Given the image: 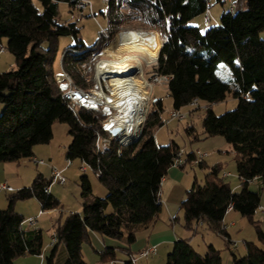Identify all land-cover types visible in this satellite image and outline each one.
Instances as JSON below:
<instances>
[{
    "label": "trees",
    "instance_id": "trees-1",
    "mask_svg": "<svg viewBox=\"0 0 264 264\" xmlns=\"http://www.w3.org/2000/svg\"><path fill=\"white\" fill-rule=\"evenodd\" d=\"M62 1L75 9L78 0H41L42 10L33 0H0V45L7 39V48L17 63L15 69L0 72V102L5 104L0 115V162L32 157L37 144L51 141L53 124L59 120L69 125L73 137L67 158H79L89 165L107 188L105 197L96 196L89 176H81L83 209L57 222L47 264H57L61 243L67 249L64 264H89L83 246L91 243L90 231L119 239L127 234L134 242L137 228L154 222L162 210V181L182 148L174 141L156 143L155 131L166 123L162 99L152 100L138 140L119 145L112 139L110 146L98 150L97 135L107 136L101 128V114L72 109L54 77L59 39L72 34L77 42L63 51L60 68L79 86L93 87L95 75L89 65L114 41L130 17L148 27L142 30L166 38L158 62L147 72L149 76L171 75L169 92L176 109L194 99L207 102L204 133L222 135L236 153L237 173L242 180L238 191L222 176V164L209 167L204 161L199 163L210 172L204 184L195 180L181 204L186 227L196 229L199 221H207L228 236L223 224L232 205L255 226L259 242L246 241L247 253L243 256L232 251V264H264V229L255 219L261 192L250 186L255 178L264 183V0H236L235 11L225 10L220 22L206 25L205 31L192 20L205 15L211 0H108L110 37L93 46L79 37L76 22H59L58 5ZM215 1L224 5L227 0ZM229 95L238 101L237 106L216 114L211 105ZM188 131L193 140L199 139L193 126H188ZM194 158L195 151L186 150V162L181 166ZM50 183L51 178L38 174L31 186L11 193L8 206L0 208V264H14L27 254L42 255V229H27L26 218L15 206L20 199L37 197L43 210L58 207L59 200L44 191ZM116 248L100 251L102 260L118 264ZM120 264H135L133 254ZM166 264H223V259L214 245H209L203 255L188 239L180 238Z\"/></svg>",
    "mask_w": 264,
    "mask_h": 264
},
{
    "label": "rangeland",
    "instance_id": "rangeland-1",
    "mask_svg": "<svg viewBox=\"0 0 264 264\" xmlns=\"http://www.w3.org/2000/svg\"><path fill=\"white\" fill-rule=\"evenodd\" d=\"M33 1L38 6V8L42 10L43 6L41 0ZM90 1L92 4V10L87 9L85 11L72 9L68 2H60L58 5V20L61 23L76 22L77 26L80 28L79 37L83 39L86 45L93 46L99 41L101 27L107 28L106 14L108 3L105 0ZM229 7V0H227L224 5L216 2L215 0H211L210 11L212 17L214 18L212 25L220 22L221 15L225 10H228ZM127 11L129 12V10ZM127 20V23L124 24L120 31L125 28H135L140 30H135L134 32L132 31L129 34H120L124 38H131L132 36L136 35V33L144 31L142 28H148L136 18L130 17V19ZM192 24L200 27L202 31H205V29L208 27L204 22L203 14L194 18L192 20ZM119 32L117 33L114 41L110 42L113 44L111 47H115L111 51L113 54H116L117 56H122L125 54H138L140 57L143 56L146 58V55L144 56L146 53L142 52L141 50L128 49L127 47H118ZM76 42L77 40L72 34L60 37L58 42V55L55 63L56 73L61 70L60 64L63 51L68 46L76 44ZM3 46L5 50L2 52V46L0 45V72L10 71L17 67L15 55L7 48V39L3 40ZM160 50L158 51V56ZM144 70H149V68L144 66ZM153 99H162L164 105L162 117L166 121L163 126L158 127L155 131L156 143L158 145H166L174 141L189 152L197 150L208 152L209 155L205 159L209 164H211L209 167L214 165L215 161L219 160L223 166L222 176L223 173L230 172V176L225 178V181L229 182L231 186L239 185L240 179L237 173L236 153L232 145L229 144L222 135L206 136L204 133L203 119L209 104L203 100L198 101L200 106H191L189 104L183 107L181 110L182 113H186L187 115L183 118H179L171 116V113L176 110V108L174 107V100L170 95L168 84H156L152 91V99L150 103H148L149 107ZM237 104L238 101L233 98V96L229 95L225 100L214 103L211 105V107L216 114H222L228 110L234 109ZM4 110L5 104L0 102V115L3 114ZM188 126H193L195 128L197 134L199 135L198 140L192 139V136L188 131ZM72 139L73 137L69 132V125L66 122H61L59 120L55 121L53 124V138L51 141L49 143H41L35 146L40 147L39 152L36 153L37 158L44 159L46 162L43 164H37L35 161L37 159L32 157L23 158L20 161V164H17L19 163L17 161L14 162L15 167L16 165L19 166L20 170H16L14 172L11 179H9L10 183L15 186L22 183L29 187L33 184L38 174H43L45 178L50 179L52 176L51 172L53 171L51 170L52 167L60 168L63 165H66V153ZM50 155H52L53 160L50 159ZM83 166H86V170H83ZM172 167H177L185 174L184 178L179 180L175 177H170L168 173L166 175L167 178H165V180L168 179V182H162L161 198L163 201L167 200L168 202H170V199L172 200L173 205H171V208L173 217L169 216L170 213L167 214L168 212L166 209V204L164 203L162 215L159 214V219L151 225V228H148L149 230H144V232L141 233L142 236L145 237L148 235V231H151L150 229L153 228L157 229V233L171 232L174 236L176 233L181 234L180 232L186 229L189 231L188 233L186 232V234H189L188 236H195L193 241L194 249L198 250V252H201V254L204 255L207 250V244L213 243L215 247L219 248L221 251L223 264H232V251H230V249H228L229 247H227L228 239L225 237V235L217 232L215 229L210 227L208 223L203 225V227L198 226V232H194V229L187 228L185 221V211L183 208H181L182 202L187 197V191L193 186L195 180H197L200 184H204L206 175L210 172V168L192 166L189 163L184 168H180L177 165H173ZM84 174L88 175L91 180L94 195L105 197L107 195V188L100 181L98 175L95 174L94 170L89 165L77 158L72 160L71 165L67 167L66 171L64 172V175L67 178L66 184L62 185L57 182L52 184L51 193L59 200L60 204L58 207L54 209L43 210L40 200L37 197H31L24 200L20 199L16 202V210L23 214L25 218H29L30 216L36 217L40 211H44V213L41 214L38 219L39 224L43 229L42 233L44 245L49 244L52 241L55 227L57 226L59 219L64 220L65 217L71 212L82 211L84 199L82 196L81 176ZM261 204L264 206V188L262 190ZM7 206L8 199L6 197V192L1 191L0 208H6ZM111 209L112 208L110 207L109 210ZM261 209L262 208L260 207L259 210ZM259 210L255 214V219L260 220L261 226L264 229V212ZM231 221H234V223ZM224 222L227 225V230L232 235L230 245L233 243V241L236 242L237 249L235 252L237 254L245 255V241H254L259 243L255 226L249 221L247 217L242 216L238 211L234 210L227 213ZM180 236H182V234ZM102 237L106 240L112 239L113 245L117 246L116 249L118 264L122 263V260L125 261L131 259V253L124 248L130 249L131 244L134 242H130L127 236L123 239L112 238L103 235ZM60 246H64V244L61 243ZM60 248L61 247H59V251ZM233 249L234 248H232V250ZM100 251L101 250H98V248L95 250L93 245L85 243V260H87L89 264H95L97 261L101 264H114V262L109 260L103 261ZM133 251H135L133 252V258L136 259V264H166L167 253H165L164 246H162L160 250L157 251V255L155 254L145 257H139V251H136L134 248ZM58 256L60 257V252H58ZM45 264H47V262H45Z\"/></svg>",
    "mask_w": 264,
    "mask_h": 264
},
{
    "label": "built area",
    "instance_id": "built-area-1",
    "mask_svg": "<svg viewBox=\"0 0 264 264\" xmlns=\"http://www.w3.org/2000/svg\"><path fill=\"white\" fill-rule=\"evenodd\" d=\"M108 1V0H105ZM230 1V11H235L237 7V2L234 0ZM74 8L79 11H85L87 9L92 10V4L90 0H78L76 4L74 5ZM213 17L210 11V8H208L204 15V22L206 25H211L213 22ZM138 29L135 28H125L122 31L119 32L118 35V41H120V34H129L132 31H135ZM110 37L109 30L105 27H101L100 30V38L99 40H106ZM161 45L166 42V38L162 37L160 35ZM114 43V42H113ZM113 46L112 43H109L105 46V48L101 49L96 55L94 60L89 65V70L93 69L94 75H95V82L93 87L91 88H83L79 86L70 73H68L66 70H64L63 67H61V70L55 73V81L57 82L59 88L62 91L63 98L66 99L70 107L72 109H78V108H85L87 110H90L92 112L101 114L102 121H101V128L102 130L107 134V136H104L103 134H98L96 138V147L98 150L104 149L105 147H108L111 145V140L115 139L118 141L119 145H128L136 140L141 136L143 131V126L145 124L146 117L148 115L150 107L148 106V103H150L152 99V91L156 84H162V85H169V81L171 79V75L168 74H155L152 73L147 74L148 70H144V66H147V68H151L153 65H155L158 60L159 56L148 54L147 52H144V56L146 55V58L143 56L140 57V55H129L125 54L122 56H117L116 54H113L111 51L113 48H110ZM118 47L123 48L124 46ZM128 49H133L132 47H127ZM109 49V50H108ZM159 49V50H160ZM5 49L2 46L1 51L3 52ZM133 50H141L139 48L133 49ZM151 53V52H150ZM128 64V67L130 68V71L128 73H120L118 69V65L120 64ZM118 64V65H116ZM118 78H138L145 82V90L149 92V95H144L143 101L145 103L144 106H148L145 110L143 109V120L141 124H139V129L136 133L132 135V137L129 140H126L124 137V130L123 127H120V121L119 119H122L127 114L130 115V118H134L137 113L135 111V106L137 104V98L138 95L134 94L135 92L132 91L129 97H131V102L134 103L133 109L130 111H127L124 106L125 99L124 97L128 96L129 94L124 93H115L113 89V80ZM131 89H134L131 88ZM136 98V99H135ZM199 100L194 99L192 102H190L191 106H200ZM182 108L176 109L171 113L172 117H179L183 118L187 114L181 112ZM115 127H119V131L115 134L112 133V130ZM120 151V150H119ZM209 155L208 152L197 150L195 151V158L191 161L192 166H198L200 162H202L207 156ZM37 163L43 164L45 163L44 159H37ZM72 160L67 158V167L71 165ZM186 162V149L182 147L177 155L174 158V164L177 166H181ZM83 170H86V167L83 166ZM224 176H228V173H225ZM60 183L62 185L66 184L67 178L64 175V170H59L54 168L52 171L51 176V183L47 185L44 188V191L46 193L51 192V186L53 183ZM14 191V187L9 185L7 182H0V192L1 191ZM233 206L230 205L228 207V212L232 210ZM202 221H199L200 224ZM24 225L27 229H38V219L36 217H29L26 218L24 221ZM223 228L227 229V225L224 223ZM229 242H231V239H229ZM55 241V238H54ZM53 241V242H54ZM232 247H236V242L233 241L231 244ZM157 253V247H148L145 249H142L139 252V255L142 257L153 255Z\"/></svg>",
    "mask_w": 264,
    "mask_h": 264
},
{
    "label": "crops",
    "instance_id": "crops-1",
    "mask_svg": "<svg viewBox=\"0 0 264 264\" xmlns=\"http://www.w3.org/2000/svg\"><path fill=\"white\" fill-rule=\"evenodd\" d=\"M234 1H236V0H234ZM261 36L264 38V30L261 32ZM39 150H40V147H34V155L32 156V158L38 159L37 156H36V153L39 152ZM50 159L53 160L52 155H50ZM21 160L17 161V162H19L17 164H20V161ZM203 161L206 163L207 166L211 165V164H209L206 161V159H204ZM14 162H16V161L0 162V182H7L9 185L13 186L14 189H15L14 191H16V190H18L20 188H23V187H26V186L24 184H22V183L17 184L16 186L13 185L12 183H10L9 179H11L12 175L14 174V172L16 170L17 171L20 170L19 169V166L16 165V167H15V163ZM214 164H221V162H219V160H217V161H215ZM66 165H67V163H66ZM66 165H63L60 168H58V167H52L51 170H53L54 168H56V169H59V170H64V172H65L66 171V168H67ZM185 166H179V167L180 168H184ZM168 173H169V176L170 177H175L176 179H179V180H182L184 178V176H185V174L182 171H180L177 167H170ZM225 173H223L224 179L225 178H228L230 176V172H227L228 173V176H224ZM51 175H52V172H51ZM165 178H167V177L165 176L164 179H163V181L166 183V182H168V179L165 180ZM239 179H240V177H239ZM241 183H242V180L240 179L239 185L232 186L233 189H235L237 191L240 190ZM250 186L252 187V189H255V190L261 192V203H262V190L264 188V183L261 180V178H255L254 180H252L251 183H250ZM14 191H5L4 190V192H6L7 199H8V196L11 194V192H14ZM161 197H162V195H161ZM162 203H163V205H164V203L166 204V209H167V212H168L167 214L170 213L169 216L170 217H173V215H172V208H171V205H173L172 200L170 199V202H168L167 200L166 201H163V199H162ZM260 207L262 208L261 210H259ZM260 207L258 208V210L261 211V212H264V206L261 204ZM163 208H164V206H162V210H161L162 212L160 213V215H162V213H163ZM231 211H234V209L230 210L229 212H231ZM43 213H44V211H40L39 214L36 216V218L39 219V216L41 214H43ZM30 217H34V216H30ZM158 219L159 218H157L156 220H158ZM154 222H152L150 224H147V225H140L137 228L136 240L134 241L133 244H131L130 249H127V248H124V249L125 250H128L130 253L133 254V252H135V251H133V248L136 251H139L140 252L142 249H145V248H148V247H157V251H159L160 248L162 246H164L165 247V253H167V256H168V254L171 252V249L173 247V244L175 243V241L177 239H180V238L188 239L190 241L191 245L193 246V241H194L195 236L194 237L188 236L189 234H186V232L188 233L189 231H187L186 229H185L186 231L185 230H182L180 232L182 234V236H180L181 234H178V233H176L175 236H174V235H172L171 232L157 233L156 232L157 229L153 228V229H150L151 231H148V235H146L145 237H143L141 233L144 232V230H146L148 228H151V225ZM231 222L234 223V221H231ZM206 223H208V222L207 221H202L200 224L197 223L196 229H194V232H198L199 227L200 226L203 227V225H205ZM38 224H39V221H38ZM39 228L42 229V227L40 226V224H39ZM226 232H227L228 236H225V237L227 239L228 238L231 239L232 238L231 233L227 229H226ZM89 235H90V238H91V243H89V244L93 245L94 248H95V250L98 248V250L104 251L107 247H117L116 245H113L112 239H107L106 240V239H104L102 237L101 234H99L97 232L90 231L89 232ZM126 236H127V234L123 238H126ZM53 241H54V238H52V241L49 244L44 245L42 255H39V254H27V255L18 257L15 260L14 264H45V262H47V256L50 254L51 249H52V246L54 244ZM109 245H112V246H109ZM207 245H208L207 246V250H208L209 245H214V244L213 243H210V244H207ZM64 246H65V244H64ZM64 246H60L59 245V247H61L60 248V251H59V247H58V252H60V257L57 254V257H56L57 264H64V262H65V260L67 258V249H66V246L65 247ZM227 247H229L228 249H230V251H233V252H235L236 249H237V247H232L230 245L229 240L227 242ZM193 248H194V246H193ZM232 248H234V249L232 250ZM245 248H246V241H245ZM217 249H219V248H217ZM207 250H206V252H207ZM196 251L198 252V250H196ZM199 253H201V252H199ZM246 253H247V248H246ZM157 254H158V252L156 253V255ZM83 255H84V246H83ZM153 255H155V254H153ZM238 255L239 256H243V255H240V254H238ZM116 256H117V253H116ZM84 257H85V255H84ZM133 257H134V255H133ZM139 257H142V256L139 255ZM122 261H124V260H122ZM134 261H135V264H136L137 262H136V259L135 258H134ZM95 264H101V263H99L97 261V262H95Z\"/></svg>",
    "mask_w": 264,
    "mask_h": 264
},
{
    "label": "bare ground",
    "instance_id": "bare-ground-1",
    "mask_svg": "<svg viewBox=\"0 0 264 264\" xmlns=\"http://www.w3.org/2000/svg\"><path fill=\"white\" fill-rule=\"evenodd\" d=\"M160 45H161L160 36L152 34L151 32L141 31L140 33H136V35L132 36L131 38H124L122 35H120L119 46L132 47L133 49L139 48L141 49V51L147 52L149 55L150 54L158 55ZM116 69H118L120 73H124V74L130 71V68L128 67L127 63L118 65ZM112 84L115 93L129 94L128 96L124 97L125 99L124 101L126 103L125 104L126 106L124 107L126 108L127 111L132 110L133 109L132 107L134 106V103L131 102L130 100L131 97H129L132 91L135 92L134 93L135 95L136 94L138 95V97L136 96L137 104L135 106V111L137 115L134 118H130L131 116L130 115L128 116L127 114L122 119H119L120 127H123L124 130V137L126 140H129L132 137V135L138 131L139 124H141L143 120L144 113L142 110L143 109L145 110L147 108L146 106H144L145 103L143 99L145 98L143 97L144 95L148 96L149 92L145 90V82L138 78H118V79H114ZM133 87L134 89H131Z\"/></svg>",
    "mask_w": 264,
    "mask_h": 264
},
{
    "label": "water",
    "instance_id": "water-1",
    "mask_svg": "<svg viewBox=\"0 0 264 264\" xmlns=\"http://www.w3.org/2000/svg\"><path fill=\"white\" fill-rule=\"evenodd\" d=\"M119 129H120L119 127H115V128L112 130V133H115V134H116V133L119 131Z\"/></svg>",
    "mask_w": 264,
    "mask_h": 264
}]
</instances>
